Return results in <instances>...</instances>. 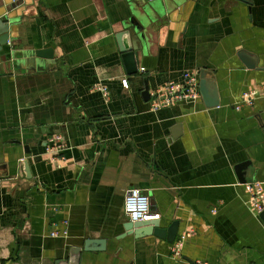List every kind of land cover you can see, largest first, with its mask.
Here are the masks:
<instances>
[{"label":"crops","instance_id":"0c3cea01","mask_svg":"<svg viewBox=\"0 0 264 264\" xmlns=\"http://www.w3.org/2000/svg\"><path fill=\"white\" fill-rule=\"evenodd\" d=\"M33 1L11 34L15 55L4 64L11 48L0 53V264H69L72 249L79 264H264V222L247 191L264 188V0H140L163 18L135 75L118 41L131 0ZM43 50L53 60L24 58ZM201 70L218 107L152 111L151 92ZM251 90L260 96L249 107ZM131 189L150 198L160 228L178 221L177 238L191 234L181 259L166 240L126 232ZM65 222L68 238L49 237Z\"/></svg>","mask_w":264,"mask_h":264},{"label":"water","instance_id":"95a60500","mask_svg":"<svg viewBox=\"0 0 264 264\" xmlns=\"http://www.w3.org/2000/svg\"><path fill=\"white\" fill-rule=\"evenodd\" d=\"M131 12L132 17L125 23V32L119 35L118 41L120 44V51L123 54V59L127 66V72L129 75H135L138 72L137 57L140 51L144 50L145 44L148 42L149 38L153 36L155 28L160 26L162 23L163 13L152 4H145L140 0H131ZM178 2L182 0H177ZM249 5L252 2L249 0H241ZM33 0H0V9H4V14L6 17L0 19V53L3 51L4 47H10L11 53L4 56L3 63H8L9 59L15 55L12 51H16L15 40L11 36L13 30L18 25L23 17V13L26 9L32 6ZM15 11V13H12ZM127 36L129 38V43L125 46L122 43L123 38ZM248 66L253 67L254 63L251 61V57L242 55ZM25 59L34 60H53V54L49 50L43 51H27L24 54ZM210 74L205 71H200L199 76V90L201 95V100L207 108H216L220 105L219 96L215 84L209 80L207 77ZM143 97L149 99V87L146 85L145 91L143 92ZM180 130V127L177 128ZM174 138L176 135L173 133ZM249 164H242L237 167V172L239 174V179L241 183H245L244 172L248 168ZM21 175L31 178L29 167L26 161L21 162ZM152 206V202H151ZM152 208V207H151ZM264 222V213L260 216ZM126 232L130 235H135L136 238L145 236H155L156 238L166 240L173 244L178 236L179 222L175 221L167 229H162L159 227V221H147L141 223H131L129 222L125 226ZM92 241L86 242V247L84 251H93L88 245ZM102 245H105V241H101ZM104 249H99L98 251H103ZM72 257L69 264H79V257L81 254V249H72Z\"/></svg>","mask_w":264,"mask_h":264},{"label":"built area","instance_id":"2783aa9c","mask_svg":"<svg viewBox=\"0 0 264 264\" xmlns=\"http://www.w3.org/2000/svg\"><path fill=\"white\" fill-rule=\"evenodd\" d=\"M154 2L156 0H148ZM151 109L157 112L163 108L172 107L178 103L187 102L195 103L201 99L199 90V77L196 73H185L181 82H171L164 87L151 92ZM260 96V91L251 90L244 93L242 102L246 106H253L255 100ZM240 107H237L239 109ZM52 150L60 153L64 149V141L62 137L55 136L50 140ZM247 191L250 195L249 205L251 210L261 216L264 213V188L261 183H252L247 185ZM150 198L143 194L139 189H131L126 193L125 197V215L131 223H141L147 221L160 220V215L154 213L151 208ZM53 228L49 232V237L68 238V223H63L61 229L56 228V224H52ZM191 236L185 233L175 240L172 244L171 253L174 259H181L182 247L186 239Z\"/></svg>","mask_w":264,"mask_h":264}]
</instances>
